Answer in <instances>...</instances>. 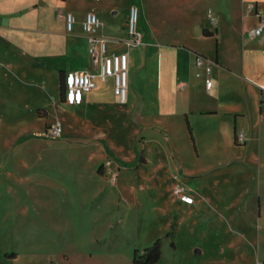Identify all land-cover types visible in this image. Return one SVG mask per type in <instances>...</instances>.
Segmentation results:
<instances>
[{"label":"rangeland","instance_id":"obj_1","mask_svg":"<svg viewBox=\"0 0 264 264\" xmlns=\"http://www.w3.org/2000/svg\"><path fill=\"white\" fill-rule=\"evenodd\" d=\"M3 1L0 264H138L135 259L145 260L144 250L158 240L162 255L152 264H264V122L260 134L243 145L239 136L234 143L233 124L221 115L189 114V129L183 114L185 108L221 107L245 113V122L254 118L256 93L250 86L252 79L264 81V35L251 40L247 31L257 24L260 10L254 5L261 0H101L104 30H122L131 4L145 8L140 27L157 48L146 62L138 54L135 67L138 80L148 83L146 96L117 104L105 84L97 101L111 100L115 113L99 104L86 112L71 110L59 141L25 143L17 140L25 131L44 132L56 120L35 116L39 93L33 90L27 98L11 82L52 80L34 61L43 44L38 34L58 31L53 19L61 8L53 0ZM11 1L25 9L7 14ZM216 28L217 37L203 35H216ZM184 46L212 63L216 91L193 83L184 96L177 88L175 62L185 71L193 64L194 52H181ZM143 47L130 49L132 58ZM217 56L224 68L215 66ZM7 63L16 72L17 66L28 71L19 70L14 79ZM157 82L162 88L155 92ZM134 102L143 113H132ZM14 141L18 146L12 149ZM48 145L61 149L49 155L43 150ZM177 183L193 204L180 202Z\"/></svg>","mask_w":264,"mask_h":264},{"label":"crops","instance_id":"obj_2","mask_svg":"<svg viewBox=\"0 0 264 264\" xmlns=\"http://www.w3.org/2000/svg\"><path fill=\"white\" fill-rule=\"evenodd\" d=\"M53 1H55L58 5H60L59 7L61 8L58 14L55 15L53 19L55 25L58 26V29H57L58 31L54 30L53 32H47V34L43 36L41 34H38L39 40L43 42V44L41 45L40 47L41 49L38 55H36V58L34 61L37 63L38 67L43 68L42 70L50 74V76L52 77V80H47L44 78V79H41L39 83H35L32 81L26 82V83L18 82L15 79L17 77L16 74H19V70H21L20 73H27L28 71L26 70L27 67H22V64H21L20 67L22 68L19 69V66H17L18 72H16L15 64L7 63L5 65V68H6L7 74L12 75L14 73L13 75H14L15 81L11 82L12 89H15L14 85L15 86L18 85L19 87H21L22 91L25 93L27 98L30 96L31 91L33 90L36 91L35 94L37 92L39 93L41 103H40V106H38L37 110L38 111L40 110L41 114H39V112L37 111L35 116H39V117L46 118V119H50V118L55 119L56 120L55 123H59L61 125L63 133H64L66 129L63 127L62 123L65 122V120L67 119V113L70 112L71 110L75 112H86V111H89L91 107H94L95 104H99V105H102V108L104 110L110 111L112 113H115V111H117L111 100L97 101V98L99 97V94H100L98 93V91L102 90L105 84H106V89H108L111 97L112 98L114 97V100L116 101L117 104H120V103L117 101V98L114 93V80L112 78H109L107 82L104 84L99 83V87L96 90L86 93L84 95L83 102L81 105L70 106L65 103L64 90L62 89V85H64V78H65L66 73L71 72V71L82 72V73H96L98 71V65L95 64L94 59L89 54V42H88L87 35L84 33L82 29V22L87 12L91 10H96L97 11L96 14L99 18H101L99 15L102 14V19H103V24H104L103 26L105 27L106 8H103L100 5L101 0H85V2H82L78 6H73V5L65 6V3L68 2L69 0H53ZM146 2L148 3L149 0H146ZM2 3H6V2L3 0H0V10L2 7L1 6ZM9 3L10 4L7 3L9 6L7 5V8L5 7L6 9L4 10V12L6 13L8 11L7 14H10V13L11 15L13 13L17 14L19 8L20 10L24 8V7H21V5L14 4V2L12 3V1ZM133 5L139 7L140 19H141V16L145 14V8L137 4H131L129 8ZM33 6L35 5H28L26 9L31 8ZM254 6L256 9H259L263 13V17H264V0H261L260 2L256 1ZM112 7L114 8L115 6H112ZM129 8H128V11H129ZM68 14H72L76 19L71 31H69L67 28V15ZM256 18L258 21L254 27H256L260 21V17L258 15H256ZM127 20H128V12H127L126 21L121 26L122 30L120 29V26H117V27H113L114 29L112 30H108V29L104 30V28H102L97 33L98 36L103 37L107 40V44H106L107 54L122 53L125 51H128L129 53V83H128L127 102L122 105H126L128 101H130V96H131V99L132 97L136 98L135 95L137 94L141 95L143 93V96H146V94H144V90H146V88L148 87V83H146L145 81H142V82L139 81L138 77L136 76L137 72H136L135 67L137 64L138 57H139L138 54H143V58H145L144 60L145 62L150 57H153L154 55L157 54V51H156L157 48L154 47V45H152L150 41H148L147 34L140 27V21H139V30L144 35V38H143L144 47L141 49V51L139 50L137 52L136 58L135 57L132 58L130 54V49H127L125 45V40L127 39ZM0 27L5 28L2 25H0ZM216 30H217L216 35H206L204 33V30H203V35L208 36V37H214V36L217 37L219 35V29L216 28ZM247 34L249 35V38L251 40H254L264 35L263 33L261 36L252 37L250 36L249 31H247ZM26 35L28 36V38H33V35H30V33H27ZM8 37H12L9 40V42L10 44H13V40H14L13 36L9 35ZM261 40L264 43V37ZM139 47H135V48H139ZM47 48L48 50H46ZM180 51L181 52H185V51L194 52L193 64L191 65V68L189 71H185L184 65L180 62H175V66H174V74L177 75L176 80H179L177 82V88L181 90L184 89L185 92L182 95L187 96V94L190 92L189 89L190 87H192L193 83H195L194 85H196V83L204 84V87H205V82H204L205 71H204V74H201L200 76L197 75L198 72L194 73L193 66L195 65V56H196L195 54H200V53H197L195 50L187 46L180 48ZM246 54H247V51H246ZM221 62L222 60L220 61L219 57L217 56L215 66L217 67L220 66L224 68L223 67L224 65ZM246 67H247V64H246ZM23 68L24 70H22ZM89 68H91V70H88ZM222 68L219 70L222 71ZM219 70H216V71H219ZM213 71H214V68L212 66L211 78L213 81V86H212V90L210 91L211 93L214 91V88H215V91L217 88L216 81H214V77H213ZM198 78L201 79L202 82H198L197 80ZM252 81L254 83L251 84L250 87L256 93V98H255V108H256L255 112L256 113H255L254 118L249 119L248 122H245L246 117H247L245 113L243 112L239 113L236 110L235 111L234 110L233 111L231 110L222 111L220 107L221 104L219 105L220 108H217L218 110L201 109V110L196 111V110H191V109L188 110L187 108H185V111L183 112V114L186 117L187 122L190 125V128L192 127V125H191V121L189 120V114L196 116V117H205L208 115H221L222 118L220 119L224 120L226 122L225 124L227 125L228 123L233 124L234 143L236 141V137L242 134L246 140V143L243 145H246L248 140L254 138L258 133L260 134L261 126L264 122V97H263L264 81L262 79L261 80L252 79ZM181 83H184L183 88L179 87ZM159 87L162 88V83L160 84L159 82H157L155 92L159 90ZM257 88L260 89V91L259 90L257 91ZM184 96H182V99ZM135 102H134L132 113L134 112L135 113L138 112L140 114L141 112L143 113L142 111L143 109L139 107L138 103L135 104ZM34 112L35 110L32 109L30 110L29 113L35 114ZM54 124L46 125L47 127L44 132H36L33 130L25 131V133H23V135L20 136L17 140L18 142L19 140H23L22 143L30 142V141L36 142L38 139L43 137L44 138L43 141H59L58 139L56 140V139H52L46 136L47 130ZM227 125H224V126H227ZM14 142L12 143V149L18 146V144L16 143L17 141L15 142L16 144ZM82 148L85 149V147H82ZM59 149H61V147L56 146V145H50V146L48 145V146H44L43 148V150L45 152H48L49 155H51V153H55V151H59ZM180 202L185 205H190L182 201Z\"/></svg>","mask_w":264,"mask_h":264},{"label":"built area","instance_id":"obj_3","mask_svg":"<svg viewBox=\"0 0 264 264\" xmlns=\"http://www.w3.org/2000/svg\"><path fill=\"white\" fill-rule=\"evenodd\" d=\"M252 7V6H251ZM255 8V6H254ZM255 11L257 9L255 8ZM260 17L259 24L249 31L250 36L258 37L264 33V17L261 11L256 12ZM208 17L216 25V21L209 11ZM76 19L72 14L67 15V28L72 30ZM140 9L133 5L128 11L127 20V39L125 45L127 49L139 47L144 44L143 33L139 30ZM102 22L96 13L90 11L84 16L82 22V29L87 35L89 42V54L94 59L95 64L98 65L96 73H82L71 71L66 73L64 78V101L70 106H79L83 102L84 95L99 87V83L104 84L109 78L114 80V93L117 101L120 104L127 102L128 83H129V53L128 51L122 53L107 54V40L97 35L102 29ZM195 65L199 69L205 71V89L207 92L212 90L213 81L211 78L212 63L203 55L196 54ZM198 76L201 74L198 73ZM180 88L184 87L181 83ZM62 127L59 123L51 126L46 133V136L52 139H57L62 135ZM239 141L244 143L245 139L242 134L239 135ZM116 174L113 175V180ZM177 179V177H174ZM174 193L179 197L180 201L186 204H193V198L186 193V189L177 183L174 187Z\"/></svg>","mask_w":264,"mask_h":264},{"label":"trees","instance_id":"obj_4","mask_svg":"<svg viewBox=\"0 0 264 264\" xmlns=\"http://www.w3.org/2000/svg\"><path fill=\"white\" fill-rule=\"evenodd\" d=\"M62 89L64 90V85H62ZM188 127L190 129L189 124H188ZM25 139H27V138H25ZM168 235H172V232H169ZM161 255H162L161 242H160V240H158L151 247H148L144 250L143 256L145 257V260H138L136 258L135 261L138 264H152V263L158 262L161 258Z\"/></svg>","mask_w":264,"mask_h":264}]
</instances>
